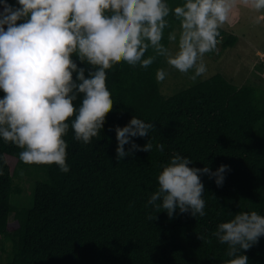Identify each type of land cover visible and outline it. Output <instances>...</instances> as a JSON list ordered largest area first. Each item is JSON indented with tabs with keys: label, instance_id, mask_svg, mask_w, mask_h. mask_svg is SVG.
Listing matches in <instances>:
<instances>
[{
	"label": "trees",
	"instance_id": "obj_1",
	"mask_svg": "<svg viewBox=\"0 0 264 264\" xmlns=\"http://www.w3.org/2000/svg\"><path fill=\"white\" fill-rule=\"evenodd\" d=\"M182 2L169 0L173 8ZM166 19L161 42L169 47L168 34L178 33L180 24L171 14ZM238 40L221 28L216 49H235ZM73 60L87 76V65ZM167 65L157 56L147 68L123 60L105 68L112 109L87 143L74 138L70 125L63 137L68 172L55 164L24 163L22 149L0 139V264H225L232 258L214 235L218 224L243 211L264 215V67L255 65L242 85L215 74L166 95L156 71ZM133 115L153 128L130 139L141 147L150 139L153 148L130 151L126 144L130 154L117 160L115 127ZM176 153L193 160L189 167L229 166L221 186L201 174L204 216L176 210L169 217L147 203L158 189L157 175ZM25 178L35 182L29 201L17 207L10 199L21 194ZM241 252L249 264H264V236Z\"/></svg>",
	"mask_w": 264,
	"mask_h": 264
},
{
	"label": "clouds",
	"instance_id": "obj_2",
	"mask_svg": "<svg viewBox=\"0 0 264 264\" xmlns=\"http://www.w3.org/2000/svg\"><path fill=\"white\" fill-rule=\"evenodd\" d=\"M238 2L264 15V0H183L174 8L169 0H16L18 6L0 0V91L5 93L0 98V139L21 148L19 159L24 163L55 164L68 172L63 137L70 125L74 138L87 143L97 136L104 114L112 109L105 68L116 60L147 68L163 56L195 81L206 74L204 54L216 49L220 29ZM170 14L180 24L178 33L168 34L174 48L161 42ZM150 48L154 55L145 57ZM74 56L87 65V76ZM166 76L164 68L157 69L158 81ZM152 128V123L135 115L123 127L116 126L117 160L130 154L126 144L130 151L149 152L150 139L141 147L130 138L149 135ZM156 148L162 152L165 145ZM192 162L174 154L157 175L158 189L147 203L169 217L176 210L204 216L200 176L215 177L221 186L229 166L221 164L212 171L207 166L189 167ZM214 235L228 246L232 258L225 264H249L241 250L264 236V215L254 210L238 212L219 223Z\"/></svg>",
	"mask_w": 264,
	"mask_h": 264
},
{
	"label": "rangeland",
	"instance_id": "obj_3",
	"mask_svg": "<svg viewBox=\"0 0 264 264\" xmlns=\"http://www.w3.org/2000/svg\"><path fill=\"white\" fill-rule=\"evenodd\" d=\"M237 20L238 22H236ZM222 28L237 35L239 37L238 44L234 47L235 49L220 50L217 48L212 52L205 53L203 60L207 66V72L197 79L221 74L231 83L242 85L246 78L250 77L255 65L260 66L262 70L264 67V15L238 2L229 20ZM171 44L169 47L174 48L175 46H171ZM165 70L167 76L163 82V92L166 95H172L189 87L193 81L189 78V74L181 73L170 65H167ZM34 182L25 178L21 184L19 183L22 189L21 194L13 195L10 199L14 206H23L24 204L21 203L26 198L29 201ZM28 204L27 202L26 205Z\"/></svg>",
	"mask_w": 264,
	"mask_h": 264
}]
</instances>
